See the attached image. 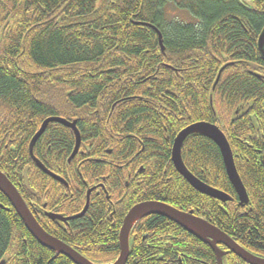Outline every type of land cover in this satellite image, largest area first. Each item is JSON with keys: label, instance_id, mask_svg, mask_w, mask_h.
<instances>
[{"label": "trees", "instance_id": "obj_1", "mask_svg": "<svg viewBox=\"0 0 264 264\" xmlns=\"http://www.w3.org/2000/svg\"><path fill=\"white\" fill-rule=\"evenodd\" d=\"M170 1L0 0V171L19 192L28 187L34 196L29 176L37 169L29 140L47 117L72 119L95 143L91 148L100 146L102 135L122 165L136 155L137 167L145 170L140 176H152L153 189L146 182L131 185L134 203L155 200L192 210L247 251L264 254V62L257 49L264 0H251L250 6L239 0L172 4L188 14L187 22L168 17ZM102 115L112 119L103 130ZM198 122L214 124L225 135L246 206H239L220 151L207 138L188 137L182 161L199 181L232 200L202 195L177 176L172 143ZM71 145L67 129L52 125L36 142L43 154L58 156ZM163 171L168 183L160 181ZM120 176L111 182L115 188L123 187L125 175ZM0 205V262L71 264L31 238L1 193ZM135 230L146 240H138L126 264H163L160 253L167 264H180L179 258L182 264H216L208 246L160 216L139 221ZM144 244H155V251ZM223 264L246 263L230 253Z\"/></svg>", "mask_w": 264, "mask_h": 264}, {"label": "flooded vegetation", "instance_id": "obj_2", "mask_svg": "<svg viewBox=\"0 0 264 264\" xmlns=\"http://www.w3.org/2000/svg\"><path fill=\"white\" fill-rule=\"evenodd\" d=\"M239 1L242 4L248 6L251 5V0ZM168 6H170V3L166 6L165 12L170 15L171 12L167 10ZM175 8H173V12H181V10H177ZM59 118L70 123L75 121L72 119L67 120L64 117ZM110 118L111 116L109 119H105L103 115L99 116V120L102 121V130L105 129L106 126H110L112 124V119ZM50 124L52 125V129L59 126L67 129L72 142L70 149H68L66 154L63 155L65 157L58 156L55 153L48 155L46 154L48 150H46L45 154H43L40 151V145L36 147L35 143L33 149L36 148L37 155L33 154L34 158L53 176H49L39 169L29 155L32 164L37 169L34 171L35 177L29 176L31 175L30 171L27 173L29 174V179L34 184V186L30 187L34 191L35 195L31 196V194L28 193V187L22 186L20 188L21 192H19L17 188L16 189L34 220L47 234L64 243L76 253H78L81 257L93 264H112L120 253L119 234L123 220L127 213L133 206L139 203L155 201L142 200L134 203L132 199L134 198V200H136V192L134 191V196H132L131 192L129 191L131 185L136 188L137 185H141L146 182L149 188L153 189L155 187L153 182L154 179L151 175H149L147 178H145L143 175L140 176V174H143L145 170L137 167L138 161L136 155H133L130 159H125V163L122 165V157L112 155L113 150L106 148V138L104 137L102 141V135L101 139L96 142L100 143V146L95 145L94 148H91V145L95 143L87 140L88 137H83V135L80 134V131L76 125V121L75 126L79 133L80 143L73 158L69 159L75 147V135L73 131L60 123ZM50 124L47 125L45 131L49 126H51ZM131 135L133 136V134ZM119 136L120 135L118 134L115 135L117 141L120 140V138L118 139ZM31 139L29 140V143ZM133 140L137 141V138L133 136L132 141ZM98 149L100 154H91V150L97 152ZM175 172L178 177L183 178L176 170ZM123 173L125 175L123 182V187L125 188L124 190L123 187L115 188L113 185H111V182L116 179L118 175L122 176ZM22 174L25 175L26 171L22 172ZM42 176L46 178H43ZM160 181L168 183L170 181V176H168L166 172L163 171ZM128 185L129 189L127 190ZM128 199L130 200L128 201ZM7 210H9V208H7ZM248 211H250V209H248ZM138 222H136L131 228L128 235V257L126 263L130 257L131 250L138 244V240L141 239V242H145L146 240V236H139L138 232L135 230ZM24 228L31 238H33L25 226ZM33 240L37 243L34 238ZM205 245L208 246L207 244ZM105 246L110 247V250H107ZM146 247L148 250L155 251L156 249L155 244H147ZM219 247L227 252V249L224 246L220 245ZM250 253L257 257L264 258V254ZM53 254V257L61 255L55 252H53ZM153 254L155 253L153 252ZM227 254H230V252ZM113 255H115V257L111 261L97 262L98 258H107L112 257ZM157 257L159 261L164 262L163 264H167V262L164 261L163 254L160 253V255ZM1 261H4L5 264V260ZM69 261L71 264H74L71 260ZM178 261L180 264H182L180 258Z\"/></svg>", "mask_w": 264, "mask_h": 264}, {"label": "water", "instance_id": "obj_3", "mask_svg": "<svg viewBox=\"0 0 264 264\" xmlns=\"http://www.w3.org/2000/svg\"><path fill=\"white\" fill-rule=\"evenodd\" d=\"M155 31L158 33L159 44L161 47V51H163L161 34L158 30L155 29ZM257 49L261 60L264 62V27L262 28L257 40ZM226 66L227 65L223 66L219 70L212 86L213 90L215 89L220 79L221 73ZM50 123H60L73 131L75 135V147L69 159H72L75 153L77 152L80 143V137L75 126V121L70 123L59 117H49L42 122L38 131L34 134L29 143L28 153L30 155V158L33 160V162L39 169H41L44 173L48 174L49 176H53L34 158L32 153L34 144L36 143L38 138L43 134L47 125ZM192 135H199L204 138H207L218 147L228 180L238 197V204L239 206L247 205L249 201L248 196L242 184V181L237 173L233 153L230 149L229 143L225 135L214 124L206 122L194 123L182 129L177 134L171 148V161L178 174L183 177L184 180L195 191L202 195H205L209 198L218 200L223 203L228 201L230 202L232 200L231 197L225 194L224 192L209 187L199 181L185 167L181 158V146L183 142ZM262 166L264 175V147L262 151ZM0 193L8 200L11 207L15 210L17 216L22 220L26 229L30 232V234L37 241L38 244H40L46 249H49L55 253L67 257L74 264H93L81 257L78 253H76L73 249H71L64 243L47 234L38 225V223L34 220L29 210L27 209L17 189L1 171ZM0 208L4 209L2 205H0ZM152 215L160 216L164 219H167L168 221L180 227L189 235L207 244L214 253L216 264H223V259L229 252L237 256L246 264H264V258H260L251 254L243 247H241L238 243H236L227 234L222 232L220 229L213 226L208 221L200 217L194 216L192 211L184 212L160 201L142 202L133 206L130 209V211L125 216L122 227L120 229V253L117 259L112 264L126 263L128 257V235L130 233L131 228L135 225L136 222ZM220 245L224 246L227 249V252L220 248ZM0 264H4V261H1Z\"/></svg>", "mask_w": 264, "mask_h": 264}, {"label": "rangeland", "instance_id": "obj_4", "mask_svg": "<svg viewBox=\"0 0 264 264\" xmlns=\"http://www.w3.org/2000/svg\"><path fill=\"white\" fill-rule=\"evenodd\" d=\"M185 1H186V0H171L170 2L173 3V4H175V5H179L180 3H185ZM177 3H178V4H177ZM172 6H173V5L170 4V6L167 7V10H168L169 12H171L170 16H168L170 19H171V18H177V19H179V20H181V21H184V22L189 21V16H188L187 13H185V12H183V11H181V12H173V8H174V7H172Z\"/></svg>", "mask_w": 264, "mask_h": 264}, {"label": "bare ground", "instance_id": "obj_5", "mask_svg": "<svg viewBox=\"0 0 264 264\" xmlns=\"http://www.w3.org/2000/svg\"><path fill=\"white\" fill-rule=\"evenodd\" d=\"M13 209V208H12ZM14 210V209H13ZM14 212H15V210H14ZM16 213V212H15Z\"/></svg>", "mask_w": 264, "mask_h": 264}]
</instances>
